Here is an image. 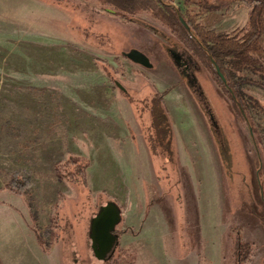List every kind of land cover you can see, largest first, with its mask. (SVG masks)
<instances>
[{
    "label": "rangeland",
    "instance_id": "obj_1",
    "mask_svg": "<svg viewBox=\"0 0 264 264\" xmlns=\"http://www.w3.org/2000/svg\"><path fill=\"white\" fill-rule=\"evenodd\" d=\"M172 1L186 11L184 0ZM97 8L89 0H0L2 264H100L84 231L85 205L95 209L99 196L120 203V230L131 229L116 258L127 250L136 264H226L232 228L240 225L257 245L250 264H264V170L249 145V127L242 124L236 140L217 146L176 69L160 55L153 30ZM248 12L244 2H233L201 20L231 33L245 29ZM132 49L146 53L154 68L122 56ZM97 61L113 67L114 79ZM116 81L137 102L130 103ZM204 86L220 108L216 84ZM158 89L172 90L166 106L174 133L165 153L152 151L139 112ZM244 91L264 102V89L246 84ZM251 117L264 139V112L252 109ZM71 154L91 162L89 189L55 177V166ZM15 173L30 181L33 206L5 187ZM55 205L70 231L67 241L60 233L50 246Z\"/></svg>",
    "mask_w": 264,
    "mask_h": 264
},
{
    "label": "trees",
    "instance_id": "obj_2",
    "mask_svg": "<svg viewBox=\"0 0 264 264\" xmlns=\"http://www.w3.org/2000/svg\"><path fill=\"white\" fill-rule=\"evenodd\" d=\"M63 1L68 0H56L57 4L63 3ZM89 1L98 7L96 11L108 12V10H112L113 14L125 22H131V18L135 17L149 18L175 36L203 65L215 83L228 97L235 113L239 116L240 122L247 126L249 125L248 121L251 123L259 145L262 149L264 148V139L251 117L252 109L264 112V102L247 95L244 91L246 84L264 89V0H184L186 11L180 8L187 23L216 61L217 66L228 82L229 88L223 83L208 54L183 26L174 8L163 5L158 0ZM233 2H244L249 8L245 29L231 33H218L208 29L202 22L201 17L204 14L227 9ZM96 63L110 79H114V70H112L111 65L103 64L101 61ZM115 73H118V71ZM246 74L249 75L246 76ZM253 75L259 76L260 79H255ZM169 91L166 90L158 99L155 98L156 101L154 100L152 110L153 116H157L156 114L164 102L163 98ZM241 109H243L244 114ZM90 165L91 162L87 158L71 154L66 161L55 166V177L61 181L81 184L85 189H89L87 171ZM5 187L16 194L25 196L32 205L30 197L31 183L27 178L15 173ZM61 221V206L55 205L52 226L49 229L48 245L50 246L60 238ZM130 230V228H127L121 231L126 233ZM38 240L40 245L46 249V239L38 234ZM232 242V249L226 259V264H250L257 250V245L244 238L242 226L237 225L232 228ZM119 253L120 255L114 260L115 264H136V256L131 252L121 250ZM0 264H2L1 260ZM199 264H205L204 260L200 259Z\"/></svg>",
    "mask_w": 264,
    "mask_h": 264
},
{
    "label": "water",
    "instance_id": "obj_3",
    "mask_svg": "<svg viewBox=\"0 0 264 264\" xmlns=\"http://www.w3.org/2000/svg\"><path fill=\"white\" fill-rule=\"evenodd\" d=\"M158 1L161 4L172 7L176 10L179 20L183 26L187 29L190 36L197 40L202 46L203 50L208 54L213 66H215L217 70V73L222 78L223 83L229 88L228 82L221 73L216 61L213 59L197 34L193 31V29L183 17L180 6H178L172 0ZM108 12L113 13L112 10H108ZM144 21L145 20L142 21L141 18L137 17L131 18V22H139L153 30L156 38L158 39V43L160 44V55H165L163 57H166L176 69V76H178L180 81L183 83L182 86L189 104L191 103V100L200 117L202 118L204 125L208 127V129L214 134V139L217 146H226L231 137L236 140L240 134H242V123L239 120V116L235 113L228 97L215 83L203 65L175 36L157 24ZM122 56L143 69L150 70L154 68V64L152 63L150 57L142 51L132 49L123 53ZM204 81L216 84L219 94L224 101L220 108H218L210 98L209 93L204 86ZM115 84L119 89L125 91L123 85L120 82L116 81ZM229 90L231 91V89ZM241 110L244 114L243 109ZM245 118L247 119L246 115ZM248 124L249 136H247L249 139H251V142L249 141V145L252 146V148L258 153L261 171L264 170L263 149L259 145L249 121ZM261 202L264 206L263 201ZM122 221L123 210L116 200L101 206L99 213L91 219V224L88 231L90 251L92 257L100 264L108 263L111 261L114 255L117 254L121 237L115 232L117 230V226Z\"/></svg>",
    "mask_w": 264,
    "mask_h": 264
},
{
    "label": "flooded vegetation",
    "instance_id": "obj_4",
    "mask_svg": "<svg viewBox=\"0 0 264 264\" xmlns=\"http://www.w3.org/2000/svg\"><path fill=\"white\" fill-rule=\"evenodd\" d=\"M168 55H169V53H168ZM115 71H118V70H115ZM121 91L124 92V93L122 92V94L125 96L126 99H128L130 101V103L131 102H137L134 99V97H132L129 90L125 89V91L124 90H121ZM165 91L166 90H164V91L159 90L157 92H154L150 97L143 99L141 102L142 106H141V108H139L140 119L142 121H144V123H143L144 124L143 131H145L144 136L148 140V142L150 143L152 151L157 152V153H159L161 151L164 153L171 151L173 133H174L173 128H172V122H171L172 120L170 118V113H169V110L166 106V101H167L166 98L171 93L172 90H170L169 93L167 95H165V97L163 98L164 102H163V104H161L160 109L158 108L159 111L156 114L157 116L152 115L153 104H154L155 98L158 99L159 96L161 94H163ZM98 199H100L99 200L100 202H98L97 207H95V209L93 207H88V205H85L86 206L85 209L86 210L88 209V211H87V215H88L87 225H86V230H84L86 232L89 231L91 219L99 213L101 206L106 205L107 203L113 201L110 199H105V200L101 201L102 198L100 196ZM119 205H120V203H119ZM122 223H123V221L117 226V230L115 232L116 234L120 235L121 238H122V235L124 234L120 230V226L122 225ZM61 225H62V230L60 233L62 234V238H64L66 240V237L68 234L67 232L70 231L68 221L62 220ZM85 235H86V233H85ZM88 235L89 234H87V236H86L87 241L89 240ZM87 245H88V242H87ZM120 245H121V240H120ZM120 245H119V248L121 249ZM89 247H90V243H89ZM115 259H116V255H114V257L108 263H111Z\"/></svg>",
    "mask_w": 264,
    "mask_h": 264
}]
</instances>
